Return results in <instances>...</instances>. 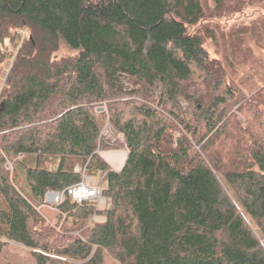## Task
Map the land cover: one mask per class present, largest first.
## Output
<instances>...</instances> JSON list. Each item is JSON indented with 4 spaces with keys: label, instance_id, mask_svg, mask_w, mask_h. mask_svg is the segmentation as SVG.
<instances>
[{
    "label": "trees",
    "instance_id": "16d2710c",
    "mask_svg": "<svg viewBox=\"0 0 264 264\" xmlns=\"http://www.w3.org/2000/svg\"><path fill=\"white\" fill-rule=\"evenodd\" d=\"M202 1L0 0V64L12 30L35 38L0 93V254L9 241L35 264H264V91L240 86L264 67V15L234 31L242 77L229 81V59H210L194 32ZM58 41L77 54L50 61ZM132 96L155 108L109 109L127 151L115 171L97 153L117 144L106 116L85 104ZM82 170L103 176V212L66 193ZM49 192L63 194L55 226L35 210Z\"/></svg>",
    "mask_w": 264,
    "mask_h": 264
},
{
    "label": "rangeland",
    "instance_id": "374dc122",
    "mask_svg": "<svg viewBox=\"0 0 264 264\" xmlns=\"http://www.w3.org/2000/svg\"><path fill=\"white\" fill-rule=\"evenodd\" d=\"M205 16L196 27H194V32L197 33L203 43V47L205 51L207 52L210 59H219L221 62L224 63L225 59L228 60L229 64H231V69H227L228 72V79L229 81H237V78H240V67L241 65L237 62L239 59H241V53H240V36L238 34H233L236 29H239V27H248L250 19L256 17V15L261 14L264 15V0H225V6L221 10V12H217L214 10L213 5L203 0L202 1ZM17 34V39L14 44L9 43V40L5 41V50H10L9 59L5 64H0V93L2 90L3 83L6 79L7 72L9 71L12 60L14 59V55L16 53V50H18L19 47H21L22 43H25L26 41L29 42V40L33 43L35 41V38L32 36L31 30L29 27L27 28H19L17 30H12V35ZM234 38H238L237 42L234 41ZM243 39L246 40V44L249 46V35L245 33L242 36ZM235 47L234 55L232 57V60H230V55H232V49ZM77 54V51L72 50L69 48L66 44H64L62 41L57 42L56 50L51 53L50 55V61H56L59 62L63 59L72 58ZM232 62V63H231ZM248 62V61H247ZM249 64V62H248ZM246 68H248L247 65H244ZM3 68V69H2ZM259 73H257L256 77V83L252 85V80L249 83V88L243 87L242 84L240 85L242 88L246 89L244 90V94L247 95L251 91H254L257 88H261L264 91V67H261V69L257 70ZM125 82V83H124ZM122 83L123 88L128 87V82L124 81ZM126 84V85H125ZM206 92V91H205ZM107 97V96H106ZM111 98V97H110ZM123 98H113V100H108L107 98L96 100L93 99V102H86V107L93 108L96 112L104 113L106 116L105 122L102 123V131L101 135L103 139L117 142L114 149L111 150H98L97 152H112V151H119L123 150L126 151L123 142L124 137L122 134H118L112 123L109 122L110 117V111L109 109H113V107H116L117 103H132L136 99L137 102L146 103L150 107L155 108V105L151 102H146L145 100L137 97H129L124 98V100H121ZM1 98H0V104H1ZM244 104L246 101L243 102ZM180 104L183 107H187V103L182 101ZM111 105H114L111 107ZM236 109V108H235ZM126 115V113L123 111ZM126 117V116H124ZM240 122L244 126L245 117L241 116L239 117ZM177 124V123H176ZM3 133V132H2ZM1 135V132H0ZM124 148V149H122ZM196 149L199 150V146H196ZM121 156V160L119 161V164L124 160L126 157ZM101 157V156H100ZM122 162V164H123ZM7 168H11V165L8 164ZM80 168L77 167L76 171H79ZM95 177L97 181V185L102 188L103 182V176L101 174L96 175L94 173L88 174L85 173V170H82V178L88 177L89 179H93L91 177ZM97 176V177H96ZM223 189L225 192L230 195L231 191L229 190L228 186L225 185V183L222 182ZM51 193V192H49ZM48 193V194H49ZM54 193V192H52ZM47 196V195H46ZM46 199V198H45ZM42 204H35V210L39 213L43 219L48 222L50 225L55 226V224L58 221V212L56 209V205L54 203H48V201H45ZM106 199V198H105ZM61 201V200H60ZM108 201V200H107ZM95 205H98V203L95 202ZM110 206L109 202L106 203V208ZM105 208V209H106ZM103 209V211L105 210ZM99 212H103L98 210ZM99 214V213H97ZM93 223H98L93 221ZM59 229V228H58ZM57 229V230H58ZM30 249L21 246L19 244H16L14 242L7 241L6 247L3 249L2 253L0 254V264H35L33 258L29 255ZM104 264H119L116 262L112 257L106 255L104 257Z\"/></svg>",
    "mask_w": 264,
    "mask_h": 264
},
{
    "label": "built area",
    "instance_id": "2783aa9c",
    "mask_svg": "<svg viewBox=\"0 0 264 264\" xmlns=\"http://www.w3.org/2000/svg\"><path fill=\"white\" fill-rule=\"evenodd\" d=\"M103 188L91 182L88 177H83L78 183L71 185L66 189V193L71 197L76 203H83L85 201H90L93 203H98L96 205L97 210H103L106 208V203L108 202L102 196ZM62 193H47L45 201L48 203L57 204L62 199Z\"/></svg>",
    "mask_w": 264,
    "mask_h": 264
},
{
    "label": "crops",
    "instance_id": "0c3cea01",
    "mask_svg": "<svg viewBox=\"0 0 264 264\" xmlns=\"http://www.w3.org/2000/svg\"><path fill=\"white\" fill-rule=\"evenodd\" d=\"M99 156H101V158L104 160V162L112 169V170H119L121 168L122 162L119 164V161L121 159V156H123V160L125 157V154H127V151H123V150H119V151H112V152H97ZM104 154H107V157L104 156ZM108 158V159H107ZM125 162V161H124ZM95 174V173H94ZM99 176V175H98ZM97 177V176H96ZM93 178L91 180V182H93L94 184L97 185V181L96 178L93 176L91 177ZM105 187V184L102 185V188ZM103 211V210H100ZM92 221L98 222V223H102L106 220L105 216L102 215L101 213L99 214H95L92 216L91 218Z\"/></svg>",
    "mask_w": 264,
    "mask_h": 264
},
{
    "label": "bare ground",
    "instance_id": "6f19581e",
    "mask_svg": "<svg viewBox=\"0 0 264 264\" xmlns=\"http://www.w3.org/2000/svg\"><path fill=\"white\" fill-rule=\"evenodd\" d=\"M104 156H106L107 157V154H104ZM108 159V158H107ZM121 160V159H120ZM87 202V201H86Z\"/></svg>",
    "mask_w": 264,
    "mask_h": 264
},
{
    "label": "water",
    "instance_id": "95a60500",
    "mask_svg": "<svg viewBox=\"0 0 264 264\" xmlns=\"http://www.w3.org/2000/svg\"><path fill=\"white\" fill-rule=\"evenodd\" d=\"M126 156H127V154H126ZM125 159H126V158H125ZM122 166H123V165H122ZM121 168H122V167H121ZM121 168H120V169H121ZM120 169H119V170H120ZM115 171H116V170H115ZM117 171H118V170H117Z\"/></svg>",
    "mask_w": 264,
    "mask_h": 264
}]
</instances>
